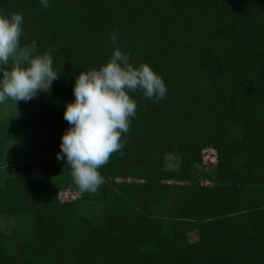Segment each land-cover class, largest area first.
Here are the masks:
<instances>
[{
  "label": "trees",
  "instance_id": "1",
  "mask_svg": "<svg viewBox=\"0 0 264 264\" xmlns=\"http://www.w3.org/2000/svg\"><path fill=\"white\" fill-rule=\"evenodd\" d=\"M0 12L23 15L21 45L50 50L59 75L0 104V264H264V0H0ZM113 32L167 92L130 93L123 155L81 192L56 159L63 112Z\"/></svg>",
  "mask_w": 264,
  "mask_h": 264
},
{
  "label": "clouds",
  "instance_id": "2",
  "mask_svg": "<svg viewBox=\"0 0 264 264\" xmlns=\"http://www.w3.org/2000/svg\"><path fill=\"white\" fill-rule=\"evenodd\" d=\"M47 10L49 0H39ZM23 15L0 12V104L11 99L17 104L50 91L59 75L53 69L50 50L38 52L37 42L21 45ZM113 50L98 68L80 71L72 88L74 100L65 105L63 119L69 127L61 135L58 161L69 166L74 184L81 192L94 193L104 178L99 168L111 154L119 152L136 116V101L130 93L140 92L152 102L162 100L166 84L150 64L134 65L117 45L118 36L109 34Z\"/></svg>",
  "mask_w": 264,
  "mask_h": 264
},
{
  "label": "rangeland",
  "instance_id": "3",
  "mask_svg": "<svg viewBox=\"0 0 264 264\" xmlns=\"http://www.w3.org/2000/svg\"><path fill=\"white\" fill-rule=\"evenodd\" d=\"M9 106H11L9 103H5L3 105V110L5 112H8V111L10 112V110H9L10 107ZM213 154L214 153L212 151H206V152H204V163L206 165L213 162V158H214V155ZM77 193L78 192L75 189L74 190H65L64 192H62L61 197L64 198V199H66V198H73V197L77 196Z\"/></svg>",
  "mask_w": 264,
  "mask_h": 264
}]
</instances>
